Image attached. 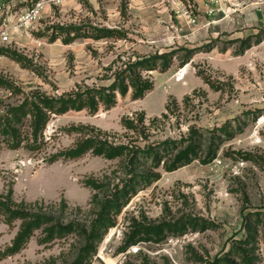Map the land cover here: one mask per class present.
Listing matches in <instances>:
<instances>
[{"label":"rangeland","instance_id":"374dc122","mask_svg":"<svg viewBox=\"0 0 264 264\" xmlns=\"http://www.w3.org/2000/svg\"><path fill=\"white\" fill-rule=\"evenodd\" d=\"M0 53V119L42 94L108 87L138 57L170 61L139 70L142 98L52 114L36 141L28 114L13 121L17 148L0 135V200L70 226L14 250L22 221L0 215V264H216L247 237L264 264V6L61 0ZM87 138L128 150L64 156Z\"/></svg>","mask_w":264,"mask_h":264},{"label":"trees","instance_id":"16d2710c","mask_svg":"<svg viewBox=\"0 0 264 264\" xmlns=\"http://www.w3.org/2000/svg\"><path fill=\"white\" fill-rule=\"evenodd\" d=\"M166 55L150 56V57H138L134 61H129L125 66V69L115 76V80L108 87H102L96 89H86L83 92L77 93L70 97H52L46 94L39 96V103L26 102L16 108H12L7 111V117L0 119V135L7 138L11 142L13 148H17L22 142L19 130L13 125L21 123L22 119L28 114H31L33 119L31 120V127L33 129L32 136L35 141L38 139L39 133L43 131L52 114L61 115L70 110H83L89 107L91 111H97L99 104L103 103L107 107H113L116 103V95L119 93L125 97L131 90L134 99L142 98L148 91L152 89V83L143 79L139 70L156 69V60L160 58L164 62V68L170 67V61ZM12 117H11V116ZM10 117V118H9ZM128 150L125 146H112L106 141L97 140L96 138H87L80 142L75 148L64 153L68 158H79L85 153L93 152L98 156H104L107 159H114L122 156ZM152 150V149H151ZM153 151H150L151 153ZM141 154V153H140ZM176 156L171 165L168 166L170 171H173L180 166L190 161V157L183 155ZM8 200H0V215L6 216L11 220H21L22 226L18 232L15 242L14 250L21 248L27 240L33 235L36 230L41 229L43 226H48V232L50 236L56 234H62L64 231L70 228V226H64L60 223L54 222L53 217H50L43 213H32L30 211L13 208ZM114 201H110L107 206L112 207ZM149 228H147L148 230ZM166 230L172 231L171 226ZM164 231V230H163ZM253 241V240H252ZM250 237L246 239H240L237 241L238 247L231 248L230 256L233 253L236 256L237 261L232 260L227 254L220 257L216 264H255V257L253 249H248L253 242Z\"/></svg>","mask_w":264,"mask_h":264},{"label":"built area","instance_id":"2783aa9c","mask_svg":"<svg viewBox=\"0 0 264 264\" xmlns=\"http://www.w3.org/2000/svg\"><path fill=\"white\" fill-rule=\"evenodd\" d=\"M61 0H28V5L21 9V14L16 18L15 11L17 4H8L0 8V46L12 42V34L21 28H28L36 23L43 14L44 9L52 4H58ZM29 2L31 4H29ZM251 6L262 7L264 0H250ZM0 53V60L3 59ZM138 247L133 246L131 252L137 253Z\"/></svg>","mask_w":264,"mask_h":264},{"label":"crops","instance_id":"0c3cea01","mask_svg":"<svg viewBox=\"0 0 264 264\" xmlns=\"http://www.w3.org/2000/svg\"><path fill=\"white\" fill-rule=\"evenodd\" d=\"M24 2H25V4H22ZM26 2H27L26 0H0V8L4 5L16 3L18 5L17 7L22 9L28 5V3H26Z\"/></svg>","mask_w":264,"mask_h":264}]
</instances>
